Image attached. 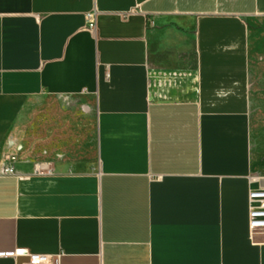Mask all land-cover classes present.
<instances>
[{
	"label": "crops",
	"instance_id": "crops-1",
	"mask_svg": "<svg viewBox=\"0 0 264 264\" xmlns=\"http://www.w3.org/2000/svg\"><path fill=\"white\" fill-rule=\"evenodd\" d=\"M254 188L264 0H0V264H264Z\"/></svg>",
	"mask_w": 264,
	"mask_h": 264
},
{
	"label": "built area",
	"instance_id": "built-area-1",
	"mask_svg": "<svg viewBox=\"0 0 264 264\" xmlns=\"http://www.w3.org/2000/svg\"><path fill=\"white\" fill-rule=\"evenodd\" d=\"M127 12L125 15L130 14ZM96 11L92 10L86 14V28L95 32L96 25ZM15 153H5L2 155L1 161L3 163V172L5 174H11L13 167L11 163L16 160ZM9 164H6V163ZM35 173L47 174L50 170H41L40 166L36 164L34 166ZM248 227L250 234L264 231V188H254L248 191ZM10 255H21L28 258V264H60L62 252L56 254H43V253H30L27 249L21 248L15 252H11Z\"/></svg>",
	"mask_w": 264,
	"mask_h": 264
}]
</instances>
